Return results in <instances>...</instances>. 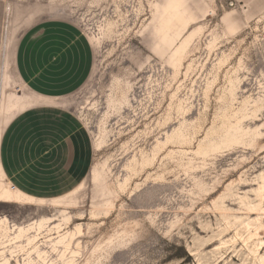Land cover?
<instances>
[{"label": "rangeland", "instance_id": "374dc122", "mask_svg": "<svg viewBox=\"0 0 264 264\" xmlns=\"http://www.w3.org/2000/svg\"><path fill=\"white\" fill-rule=\"evenodd\" d=\"M38 3L94 62L63 100L79 133L34 172L62 197L0 203V264H264V214L246 206L264 170V0Z\"/></svg>", "mask_w": 264, "mask_h": 264}, {"label": "crops", "instance_id": "0c3cea01", "mask_svg": "<svg viewBox=\"0 0 264 264\" xmlns=\"http://www.w3.org/2000/svg\"><path fill=\"white\" fill-rule=\"evenodd\" d=\"M93 53L76 24L44 16L38 0H0V203L33 205L62 197L40 196L34 172L80 131L63 100L88 78ZM8 70L13 86V78L2 77Z\"/></svg>", "mask_w": 264, "mask_h": 264}, {"label": "bare ground", "instance_id": "6f19581e", "mask_svg": "<svg viewBox=\"0 0 264 264\" xmlns=\"http://www.w3.org/2000/svg\"><path fill=\"white\" fill-rule=\"evenodd\" d=\"M252 192L255 195V198L257 199V204H252L251 202H247L246 203L247 209L252 210L256 206H258L259 211H261L262 214H264V206L262 205L264 201V170L257 177V188L253 190ZM256 220L258 221V217L256 218ZM261 229L263 230V234H264V225L262 226ZM249 237H251V235H249ZM263 245H264L263 239L257 240V242L255 243V252H257V250L261 248ZM257 259L260 262H264V253L261 255L258 254Z\"/></svg>", "mask_w": 264, "mask_h": 264}, {"label": "built area", "instance_id": "2783aa9c", "mask_svg": "<svg viewBox=\"0 0 264 264\" xmlns=\"http://www.w3.org/2000/svg\"><path fill=\"white\" fill-rule=\"evenodd\" d=\"M11 187H12L13 189H15V186H14V185H11Z\"/></svg>", "mask_w": 264, "mask_h": 264}]
</instances>
